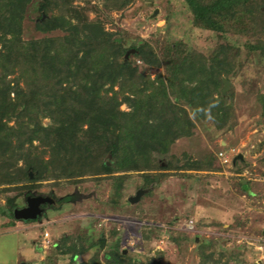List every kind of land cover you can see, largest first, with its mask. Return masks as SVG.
Instances as JSON below:
<instances>
[{"label": "trees", "instance_id": "16d2710c", "mask_svg": "<svg viewBox=\"0 0 264 264\" xmlns=\"http://www.w3.org/2000/svg\"><path fill=\"white\" fill-rule=\"evenodd\" d=\"M133 1L0 0V192L16 191L0 209L9 216L38 180L58 186L108 179L105 204L113 210L131 174L150 193L170 172L220 170L213 153L192 158L171 147L192 135L196 122L220 131L233 125V86L223 95L222 79L230 81L250 59L264 71V0H182L189 24L212 33L214 44L205 53L188 39L165 38L176 55L165 71L152 43L106 26L113 25L112 12ZM26 19L35 33L28 38ZM255 98L264 116V92ZM237 162L230 169L238 172ZM255 171L264 178V156ZM160 231L149 226L141 238L150 244ZM169 233L175 247L189 240L184 229ZM119 242L104 245L81 233L62 235L52 246L67 264H164L162 254L147 251L140 261ZM223 244L221 235L198 240L197 264H238Z\"/></svg>", "mask_w": 264, "mask_h": 264}, {"label": "rangeland", "instance_id": "374dc122", "mask_svg": "<svg viewBox=\"0 0 264 264\" xmlns=\"http://www.w3.org/2000/svg\"><path fill=\"white\" fill-rule=\"evenodd\" d=\"M93 14L91 11L90 16ZM188 17L182 0H134L122 12H112L114 26L109 23L106 26L152 43L160 54V69L165 71L176 56L165 38L188 39L205 53L214 44L212 33L193 28ZM23 25L24 38L35 34L30 20L26 19ZM231 86L234 106L231 128L220 131L209 122H196L193 134L177 139L171 147L174 153L187 152L192 158L213 153L220 170L170 172L150 193L148 189L134 202L128 199L141 188V178L131 174L126 180L121 207L113 210L105 204L110 193L108 179L95 182L85 178L73 184L61 181L58 186L49 185V180L35 181V188L23 190L18 206L25 204L24 198L32 191L60 197L76 188L87 197L68 199L53 208L44 204L46 213L36 219L17 220L0 209V264H67V256H61L52 244L62 235L73 237L81 233L101 237L104 245L118 237L122 251L140 261L147 251L162 254L160 263L164 264H197L195 243L212 234L221 235L223 246L233 254L236 263L264 264V178L255 171L264 156V116L260 115L255 100L258 91L264 92L261 65L246 60L229 81L228 88ZM219 151L227 154V163H221ZM239 153L247 164L243 166L241 159H237L240 167L237 172L230 169V163ZM29 173L30 178L35 176L30 170ZM250 191L252 196L247 195ZM15 192H0V208L5 195ZM197 221L206 224L197 230L194 226ZM156 224L161 228L159 236L150 241L151 245L147 244L141 231ZM218 225H229L228 230ZM171 229L188 231L189 240L175 247L169 241ZM90 253L76 256L75 260L86 259Z\"/></svg>", "mask_w": 264, "mask_h": 264}, {"label": "water", "instance_id": "95a60500", "mask_svg": "<svg viewBox=\"0 0 264 264\" xmlns=\"http://www.w3.org/2000/svg\"><path fill=\"white\" fill-rule=\"evenodd\" d=\"M222 80H223V85L221 87V93L223 95H226L227 89L229 87V80L226 78H223ZM241 158H242V154L239 153L238 155H235L232 158V164H234L237 159H241ZM29 177H31L30 173H29ZM145 191H147V189L139 188L133 196L129 197L128 200L130 202L136 201L139 198V196ZM67 196H73L69 198V201H74L73 200L74 196H78V199L87 197V195L78 192L76 188L74 189L73 193L60 196L59 198L60 199L62 198V200H64V198ZM51 198H53L51 193L49 195H46V194H40V193L37 194L35 191H32L31 195L26 196L24 198L25 205L23 207L13 208L14 218L17 220L36 219L39 215H41L42 211H45V209L41 207V204H46L50 206ZM123 252L125 251L123 250Z\"/></svg>", "mask_w": 264, "mask_h": 264}, {"label": "flooded vegetation", "instance_id": "af4514ba", "mask_svg": "<svg viewBox=\"0 0 264 264\" xmlns=\"http://www.w3.org/2000/svg\"><path fill=\"white\" fill-rule=\"evenodd\" d=\"M31 195V194H30ZM27 196H29V195H27ZM52 197L53 198H51V208H53V207H56L57 206V204L58 203H61V202H64V201H68V199L69 198H71V197H73V196H67V197H65L64 198V200H62V198L60 199L59 197H54L53 195H52ZM75 197H78V196H74V198ZM73 198V199H74ZM25 205V204H24ZM24 205H21V206H18V207H23ZM43 206V208L46 210V206L44 205V204H41V207ZM46 213V211H42V215L43 214H45Z\"/></svg>", "mask_w": 264, "mask_h": 264}, {"label": "built area", "instance_id": "2783aa9c", "mask_svg": "<svg viewBox=\"0 0 264 264\" xmlns=\"http://www.w3.org/2000/svg\"><path fill=\"white\" fill-rule=\"evenodd\" d=\"M231 152H233L234 151V149H229ZM217 157L221 160V163H227L228 161H229V158H228V156H227V154L225 153V152H223V151H219L218 153H217Z\"/></svg>", "mask_w": 264, "mask_h": 264}, {"label": "crops", "instance_id": "0c3cea01", "mask_svg": "<svg viewBox=\"0 0 264 264\" xmlns=\"http://www.w3.org/2000/svg\"><path fill=\"white\" fill-rule=\"evenodd\" d=\"M225 142H223V144H224Z\"/></svg>", "mask_w": 264, "mask_h": 264}]
</instances>
